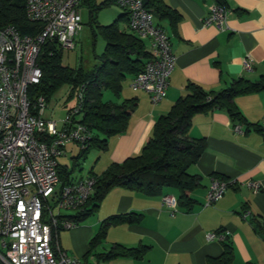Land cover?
<instances>
[{
  "label": "crops",
  "instance_id": "crops-1",
  "mask_svg": "<svg viewBox=\"0 0 264 264\" xmlns=\"http://www.w3.org/2000/svg\"><path fill=\"white\" fill-rule=\"evenodd\" d=\"M162 1L180 16L175 28L160 24L170 39L176 59L166 98L152 106L146 93L130 89L132 77L125 79L119 96L104 92L102 99L106 94L111 98L102 100L103 103L120 105L134 101L135 108L127 131L108 140L107 151L99 153L86 178L100 176L112 164L139 157L157 120L185 96L187 85H196L206 93H218L235 81L255 83L264 77V0H223L230 16L221 29L203 25L214 5L212 0ZM120 25L121 32L131 34L126 21ZM144 45L149 52V42L144 41ZM99 56H95V61ZM246 61L252 65L250 74L243 70ZM72 101L75 105L67 114L76 106L75 95ZM64 105L66 108L67 103ZM233 105L246 126L232 123L224 111L218 110L192 120L189 137L203 140L205 151L188 171L201 179L200 187L190 194L194 203L190 211L177 204L178 211L171 216L162 207L163 197L177 202L171 191H166L163 197H148L114 189L88 219L95 217L92 223L76 227L66 235L59 233L60 250L82 264H208L222 255V246L208 242L206 236L227 233L234 252L232 264H264V238L259 231H264V135L258 130L264 119V93L238 97ZM236 127L241 134L235 133ZM78 154L79 151L76 157ZM64 168L72 170V167ZM211 179H220L228 188L222 200L212 207H204ZM70 180L80 179H74L71 174ZM252 184L258 185V193L248 188ZM129 213L140 215L141 223L110 228L102 244L88 255L89 242L102 222ZM245 214H248L246 219ZM115 246L148 250L141 261L117 259L103 263L98 260Z\"/></svg>",
  "mask_w": 264,
  "mask_h": 264
},
{
  "label": "built area",
  "instance_id": "built-area-1",
  "mask_svg": "<svg viewBox=\"0 0 264 264\" xmlns=\"http://www.w3.org/2000/svg\"><path fill=\"white\" fill-rule=\"evenodd\" d=\"M83 0H25L27 20L41 26L35 38L22 37L14 28L0 30V262L2 264H82L69 258L58 245V234L75 226L60 216L61 211L78 212L93 194L92 178L62 184L57 160L65 156L69 144L84 146L89 138L76 121L82 94L62 121L42 119L43 97L30 102L28 87L38 85L42 74L37 60L43 45H55L63 53L75 49L81 31ZM127 15L128 30L149 42V60L130 84L132 91L144 92L152 106L166 98L169 78L176 64L170 39L156 25L142 0H118ZM230 16L214 3L204 20L205 27L221 29ZM245 73H252L246 61ZM264 134V119L260 124ZM235 133L241 134L239 127ZM228 184L211 179L204 207H212L225 195ZM255 193L258 185H248ZM51 205H53L51 207ZM161 205L171 216L178 211L175 199L163 197ZM248 214L244 215V219ZM228 234H208V242L223 243Z\"/></svg>",
  "mask_w": 264,
  "mask_h": 264
},
{
  "label": "trees",
  "instance_id": "trees-1",
  "mask_svg": "<svg viewBox=\"0 0 264 264\" xmlns=\"http://www.w3.org/2000/svg\"><path fill=\"white\" fill-rule=\"evenodd\" d=\"M117 1L108 0L96 8L92 5H95L93 0H83L81 6L88 5L90 11L89 25L96 24V12L117 4ZM212 1L224 7L223 0ZM142 3L160 28L161 23H166L170 28H175L179 23V14L165 6L162 0H142ZM24 4L25 0H0V30L12 27L22 37L35 38L41 26L27 20ZM124 21L127 22L125 13L110 26L97 27L105 49L103 54L96 58L98 64L90 71L63 67V52L55 45H43L41 48L37 63L42 77L38 85L28 87L29 101L43 97L47 104L55 91L69 86V99L74 95L77 97L78 93L82 94L78 113V118H81L79 124L89 135L84 146L80 147L78 156L73 159L72 170L58 168L62 184L69 183L71 174L75 168L80 167V163L90 151L105 153L108 140L127 131L135 108L134 101H126L120 105L102 102L104 92L119 96L125 79L142 73L149 60V52L146 51L144 42L132 34L120 31L119 25ZM185 92V96L172 106L169 113L157 120L152 136L139 157L128 159L119 165L112 164L100 176L88 177L95 180L93 194L82 210L75 212L73 216L64 217L66 221L72 223L75 228L79 227L99 210L106 196L114 189L148 197H163L166 191H171L175 193L180 207L186 211L192 209L194 203L190 194L200 187L201 179L191 176L188 171L197 164L205 151L203 140L189 137L192 120L196 116L218 110L224 111L232 123L246 126L233 101L238 97L264 93V77L255 83L235 81L229 88L218 93H206L193 84L187 85ZM258 130H261L260 127ZM141 220L140 215L133 213L106 219L90 240L88 255L102 244L110 228L139 225ZM259 231L264 238V231ZM221 246L222 255L218 259L208 261V264L233 263L234 252L230 242L225 239ZM147 250L115 246L107 254L99 256L98 260L103 263L117 259L141 261Z\"/></svg>",
  "mask_w": 264,
  "mask_h": 264
},
{
  "label": "rangeland",
  "instance_id": "rangeland-1",
  "mask_svg": "<svg viewBox=\"0 0 264 264\" xmlns=\"http://www.w3.org/2000/svg\"><path fill=\"white\" fill-rule=\"evenodd\" d=\"M106 1L108 0H93L95 5H92L97 8ZM80 15L82 28L76 37L75 49L72 52L62 54V66L70 70L81 68L85 71H90L97 64L95 56H99L103 52L105 46L104 41L98 35L99 30L97 27L110 26L120 16L124 15V12L116 4L110 5L109 7L96 12V24H93L92 26L89 25L90 11L88 5H83L81 7ZM70 90L69 86H63L50 96L49 102L42 114V119L44 118L47 122H55L59 126L61 125L60 123L64 121L67 116V111L75 105L74 101H72V97L69 99ZM107 97L111 98V95H104V98L102 99L103 102L107 101ZM65 103H67L66 108H64ZM80 119L81 118H76V121L79 122ZM79 149L80 147L75 144L67 146L65 150L66 155L57 160L58 165L67 167L70 170L72 167L71 160L76 157ZM99 153L100 152L95 150L90 151L86 159L80 163V167L76 168L72 173V177L74 179H86L91 168L96 163ZM52 206L53 205H51V207ZM59 214L62 217H68L73 216L74 212L61 211ZM94 219L95 217L91 218L79 227H84L88 223H92ZM68 232L69 231H62L60 233L66 235Z\"/></svg>",
  "mask_w": 264,
  "mask_h": 264
},
{
  "label": "water",
  "instance_id": "water-1",
  "mask_svg": "<svg viewBox=\"0 0 264 264\" xmlns=\"http://www.w3.org/2000/svg\"><path fill=\"white\" fill-rule=\"evenodd\" d=\"M35 99H33V101H34Z\"/></svg>",
  "mask_w": 264,
  "mask_h": 264
}]
</instances>
